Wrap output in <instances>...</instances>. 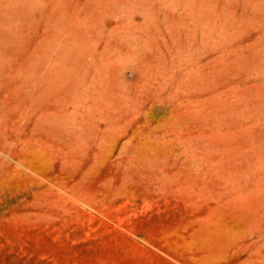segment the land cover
Returning <instances> with one entry per match:
<instances>
[{
	"label": "rangeland",
	"instance_id": "rangeland-1",
	"mask_svg": "<svg viewBox=\"0 0 264 264\" xmlns=\"http://www.w3.org/2000/svg\"><path fill=\"white\" fill-rule=\"evenodd\" d=\"M0 264H264V0H0Z\"/></svg>",
	"mask_w": 264,
	"mask_h": 264
}]
</instances>
